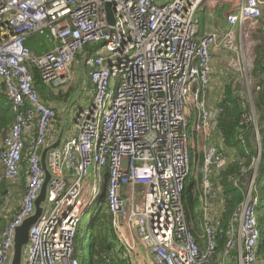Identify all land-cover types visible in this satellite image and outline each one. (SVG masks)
<instances>
[{
  "label": "built area",
  "instance_id": "built-area-1",
  "mask_svg": "<svg viewBox=\"0 0 264 264\" xmlns=\"http://www.w3.org/2000/svg\"><path fill=\"white\" fill-rule=\"evenodd\" d=\"M263 9L264 0H0V79L14 115L0 140V182L16 183L23 151L28 154L27 189L16 212L5 210L11 219L0 230V264H10L14 229L33 212L43 179L40 153L57 115L40 99L33 69L58 91L70 83L82 51L91 103L76 113L72 135L47 153V206L29 228L23 264H80L77 229L85 211L95 208L92 214L111 215L109 255L121 264H264V187L257 189L264 171H258L261 142L250 88H238L250 109L242 115L250 125L247 144V133L240 139L257 156L233 181L242 200L220 253L211 203L222 192L215 189L211 197L212 177L235 152L218 147L221 108L206 100L210 47L228 51L234 69L245 60L252 68L255 54L245 58L241 45L243 39L252 45L247 31L259 25ZM199 12L222 15L227 29L201 32ZM31 34L53 46L34 52ZM201 138L198 176L192 162ZM189 189L201 203L198 228L187 208Z\"/></svg>",
  "mask_w": 264,
  "mask_h": 264
},
{
  "label": "trees",
  "instance_id": "trees-1",
  "mask_svg": "<svg viewBox=\"0 0 264 264\" xmlns=\"http://www.w3.org/2000/svg\"><path fill=\"white\" fill-rule=\"evenodd\" d=\"M264 15V12H263ZM262 15V16H263ZM262 18V17H261ZM263 19V18H262ZM264 30V29H263ZM263 33V32H262ZM264 38V33H263ZM255 60L253 62L252 75L256 79V88L252 91L255 94L253 99L254 114L258 118V129L260 133V154L261 164L260 173L264 171V39L257 47L254 48ZM72 67V66H71ZM34 85L39 92V97L47 95L48 98L54 100H64L65 93L59 89L57 92H52L49 86L45 85L39 76V72L36 68L33 69ZM3 84V83H2ZM3 89H4V85ZM239 86H234L232 82H229L224 87L223 96L220 98L219 106L221 108L218 116L216 131L219 135L217 144L220 149H233L234 158L232 161L220 171V173L212 177L213 188L221 190L218 210L215 209L213 213L215 224L219 232L217 253H220L224 248V232L228 226L230 216L239 202L242 200V192L234 186L233 181L240 176L246 169V166L251 161L253 156H257V153L253 148L250 152L245 149L240 137L247 133L250 128L249 124L242 123V115L250 111L246 96H240ZM14 115L11 108L10 101L5 92H0V139L6 134V131L13 123ZM55 121L58 122V113ZM249 125V126H248ZM247 127H249L247 129ZM226 148V149H225ZM28 154L27 151H23L21 161V173L19 180L15 183L20 184L23 194L27 189V176H28ZM107 176V175H106ZM192 183L190 186H192ZM8 181L3 179L0 182V193L6 188ZM216 196V190L211 197ZM103 197H101V200ZM213 200V199H212ZM1 201V200H0ZM216 207V201L211 203V206ZM201 203L197 194H192L190 189L187 197V208L191 213V217L198 228L199 221H201ZM261 212L259 213L262 220L264 214V201L260 204ZM8 218L6 224L10 221ZM90 222L87 225H80L77 229L76 241H75V255L79 258L80 264H121L112 259L109 255L112 245V229H111V215L106 211L90 217ZM216 219V220H215ZM3 227V228H4ZM2 228V229H3ZM89 232V233H88ZM88 242L90 258L88 262L83 261L80 251L83 252V247Z\"/></svg>",
  "mask_w": 264,
  "mask_h": 264
},
{
  "label": "crops",
  "instance_id": "crops-1",
  "mask_svg": "<svg viewBox=\"0 0 264 264\" xmlns=\"http://www.w3.org/2000/svg\"><path fill=\"white\" fill-rule=\"evenodd\" d=\"M202 13H204L206 15V17L209 18L207 12H202ZM209 20L212 21L211 25L203 24L202 26H200L201 32L206 33V32H210L213 29L214 30L216 29V30L222 32V31L227 29V25L224 23V19H223L222 15L218 14V16H216L213 19L209 18ZM236 28L237 27H235V29ZM261 29H262V32L264 33V30H263L264 29V18L262 20ZM236 31H237V33H238L237 35L239 37V35H240L239 28H237ZM261 41L262 40H260V42ZM245 42L246 41H244V39H243L242 44L244 45ZM237 43L240 46V44H241L240 37L237 39ZM27 44L30 46V48L34 52H37V53H42V52L50 49L53 46V43L48 41V39L46 37H38L35 34H31L30 36H28ZM254 48H255V46H254ZM210 51H211L212 59H211V74H210V80H209L207 95H206L207 104L220 107L219 101H220V98L223 96L224 87L228 83L229 73H230V71L233 73V71H232V69L228 68V65H227L228 56L225 55L227 52L224 48H222L221 46H212V47H210ZM253 51H254V49H253ZM83 57H84V51H82L81 53L76 55L75 60L71 65L72 66L71 67V71H72L71 81L67 86H65L61 89V91L66 94L64 100L50 99L47 97L48 93H47L46 97L41 96L42 101H44L45 103L53 104L56 107L57 113H59V110H58L59 108H63L64 110L67 108L66 105L70 104V96L73 93L79 94L83 98L92 99V84H91V81L85 72V69L83 66ZM230 77H229V79H230ZM2 83L3 82L0 79V92L4 91ZM49 89L52 92H57V91H54L50 87H49ZM59 128H60V125L57 123V121H55V126L53 129V136L51 138V141L47 142V144L42 148V150L54 142V140L57 137ZM73 132L74 131H72V129H65L64 128V135L62 136V140L67 139L70 135H72ZM62 140H61V142H62ZM22 195H23V190H21L20 184L16 185L15 183H10V182H8L7 187L1 191V193H0V200H1L0 201V230L4 227L7 219L11 215V213H5V210L7 209V207H11L12 213L16 212L18 210V207L20 204V199H21ZM214 201H216V208H217L216 210H218V208L220 209L221 207H218L220 204V203H218L219 200L215 199ZM26 246H27V244L25 245L24 250H23V258L25 256Z\"/></svg>",
  "mask_w": 264,
  "mask_h": 264
},
{
  "label": "rangeland",
  "instance_id": "rangeland-1",
  "mask_svg": "<svg viewBox=\"0 0 264 264\" xmlns=\"http://www.w3.org/2000/svg\"><path fill=\"white\" fill-rule=\"evenodd\" d=\"M158 1H166V0H158ZM264 10V9H263ZM199 22H200V25L202 26L203 24H206V25H211V22L209 20L208 17H206V15L202 12H199L198 13V16H197ZM262 18H264V15L262 16ZM260 19V22H259V25L257 27H255L254 29H249L247 31V34H249V37L251 38V43L252 45H250V40L247 39L246 43L241 47H242V55L245 56V58L247 59H250L252 55H254V46L257 47V45L260 44V40L264 39L263 38V34H262V29H261V25H262V20L263 19ZM243 32V31H242ZM252 33V34H251ZM238 34V33H237ZM227 53L225 54L226 56H228L227 58V65H228V68L232 69L233 73L230 71L229 73V77H228V83L229 82H232L237 79L238 80V83L236 84V87L239 86L240 88L244 89V91H246V87L250 88V96H251V100L253 101V99L255 98V94L252 92V90L256 87V79L253 77L252 75V68H249L247 63H246V60L244 62L241 61V67H240V71L239 70H236L232 67V60H230V57H229V53L228 51H226ZM255 57V56H254ZM235 59H237L235 57ZM235 72V73H234ZM237 72V73H236ZM238 87V88H239ZM207 95V93H206ZM246 96H247V93H246ZM206 100H207V97H206ZM246 100H247V97H246ZM91 103V99L90 98H83L81 95L79 94H72L70 96V104H67L66 105V109L64 110V127L65 129H72L73 128V125H74V119H75V116H76V113L78 112V110L81 108V107H88ZM59 113L63 110V108H59ZM58 124L61 125V119L58 117ZM64 135V133H63ZM66 135V134H65ZM246 142L245 144H247V140H248V133L246 135ZM199 145L200 147H198V149H196L195 151V159H193V162H192V166H194V171L196 172V174L199 176V173H200V166H201V158H202V150H203V146H202V138L199 142ZM253 159H256L255 156H253L251 158V161L250 163L248 164V166H246V169L252 164L253 162ZM261 164V162H260ZM260 164H259V169L258 171L260 172ZM264 173L261 174V177L259 178V183L257 185V189L258 191H262L263 190V187H264ZM196 178V176H194ZM200 181V180H199ZM47 206V203H46V199L44 200L43 204H42V211H44V209L46 208ZM216 207L213 208V211H215ZM96 210L95 209H90V210H87L85 211V213L83 214L82 216V219H81V225H87L89 224L90 222V216L92 215H95L92 214L93 211ZM106 211V210H104ZM89 233V232H88ZM88 242H86L85 246L83 247V252L80 251V256L81 258L83 259V261L85 262H88L89 261V258H90V253H89V247H88Z\"/></svg>",
  "mask_w": 264,
  "mask_h": 264
},
{
  "label": "water",
  "instance_id": "water-1",
  "mask_svg": "<svg viewBox=\"0 0 264 264\" xmlns=\"http://www.w3.org/2000/svg\"><path fill=\"white\" fill-rule=\"evenodd\" d=\"M106 14L109 23H113V15L111 10V3L107 2L106 4ZM58 117L61 119V125L54 142L44 148L40 153V165L43 172V179L40 186V189L33 201V212L25 217L21 223L15 227L14 235H13V249H12V257L10 264H23V250L25 245L28 242V232L29 228L38 220L40 215L42 214V204L47 196V190L51 180V172L47 166V153L56 148L61 140L64 133V109L58 113Z\"/></svg>",
  "mask_w": 264,
  "mask_h": 264
},
{
  "label": "bare ground",
  "instance_id": "bare-ground-1",
  "mask_svg": "<svg viewBox=\"0 0 264 264\" xmlns=\"http://www.w3.org/2000/svg\"><path fill=\"white\" fill-rule=\"evenodd\" d=\"M9 130V129H8ZM8 130L6 131V133L8 132Z\"/></svg>",
  "mask_w": 264,
  "mask_h": 264
}]
</instances>
